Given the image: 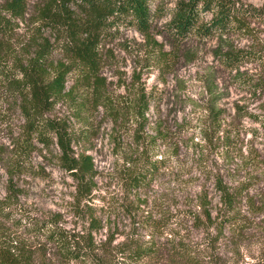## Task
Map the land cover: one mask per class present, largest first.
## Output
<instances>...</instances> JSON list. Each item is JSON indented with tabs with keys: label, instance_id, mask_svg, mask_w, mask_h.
I'll list each match as a JSON object with an SVG mask.
<instances>
[{
	"label": "rangeland",
	"instance_id": "1",
	"mask_svg": "<svg viewBox=\"0 0 264 264\" xmlns=\"http://www.w3.org/2000/svg\"><path fill=\"white\" fill-rule=\"evenodd\" d=\"M28 1L26 20L13 22L0 51L6 44L17 52L22 45L30 46V18L38 0ZM241 1L264 8V0ZM174 3L160 5L164 13L152 31L167 54L168 69L152 59L149 43L135 30H123L107 46L112 50L103 69L107 90L125 110L137 104L138 90L150 91L146 123L127 112L115 122L102 107L72 115L59 103L54 110L53 117L70 121L78 139L74 151L91 155L98 172L92 192L79 206L73 196L77 182L60 167L57 145L46 149L35 140L25 142L18 103L0 86V200L16 192L7 200L16 218L21 211L40 223L59 216L69 229L92 230L99 244H130L133 238L143 248L202 242L209 235L219 238V253L230 264H264V129L259 120L244 115L264 113V90L251 95L223 70L215 55L218 38L176 43L166 28ZM2 18L11 16L0 6ZM261 22L232 33L228 43L264 56ZM242 70L264 75V62L247 61ZM210 72L222 94L225 119L219 132L210 129L204 111ZM72 81L70 76L68 86ZM238 106L246 109L239 113ZM143 156L161 162L150 184L135 189L128 178ZM220 185L238 194L234 210L222 202ZM231 217H236L234 226L218 229Z\"/></svg>",
	"mask_w": 264,
	"mask_h": 264
},
{
	"label": "trees",
	"instance_id": "2",
	"mask_svg": "<svg viewBox=\"0 0 264 264\" xmlns=\"http://www.w3.org/2000/svg\"><path fill=\"white\" fill-rule=\"evenodd\" d=\"M164 1L38 0L30 18L33 33L28 44L31 51L28 52V45H22L17 52L7 44L0 51V86L18 103L24 118L25 142L35 140L46 149L57 145L60 167L77 182L73 196L78 206L92 192L93 179L98 172L91 155L74 151L73 144L78 139L70 129V121L67 117H53L54 110L59 103H65L72 115L81 114L88 107H102L115 122L122 121L129 113L140 124L146 123L151 92L138 90L137 104L125 110L107 90L103 69L112 51L107 46L120 37L123 30L139 32L149 43L152 59L168 69L170 63L163 45L152 33L155 19L164 13L160 6ZM0 6L11 16V19H0V41L5 44L12 33L13 22L26 20L29 1L0 0ZM205 13H210L211 17L206 19ZM258 21L264 23V8L241 0H175L166 28L179 45L192 39L204 42L218 38L215 55L220 66L233 74L241 88L257 95L264 90V75L248 73L242 70V65L247 61L263 63L264 56L234 47L227 37L237 31H248L252 22ZM43 31L49 35L45 36ZM212 75L208 73L205 80L208 96L204 111L210 129L219 132L225 116L220 106L222 94ZM70 76L73 81L68 86ZM240 109L246 108L238 106L239 113L243 112ZM244 113L259 120L264 129V113ZM262 135L264 137V130ZM160 162L143 156L141 164H136L137 168L129 175L132 188L149 185ZM16 195L10 192L5 200H0V264H230L219 253L218 237L207 235L202 242L143 248L133 238L130 244L120 242L110 246V241L106 243V240L99 244L92 230L69 229L61 225L59 216L40 223L21 211V216L16 218V213L9 209L11 205L7 204V200ZM220 195L226 208L234 210L238 194L220 185ZM236 223V217H231L220 222L218 229L221 225ZM23 227L25 233L19 232Z\"/></svg>",
	"mask_w": 264,
	"mask_h": 264
}]
</instances>
